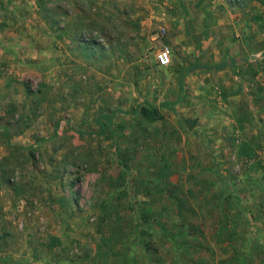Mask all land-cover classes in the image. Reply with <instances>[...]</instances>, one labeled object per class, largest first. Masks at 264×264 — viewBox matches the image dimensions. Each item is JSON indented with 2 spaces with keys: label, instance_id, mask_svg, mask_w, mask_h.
<instances>
[{
  "label": "rangeland",
  "instance_id": "obj_1",
  "mask_svg": "<svg viewBox=\"0 0 264 264\" xmlns=\"http://www.w3.org/2000/svg\"><path fill=\"white\" fill-rule=\"evenodd\" d=\"M14 1L0 18L31 32V66L46 33L81 49L4 72L0 264H264V0ZM193 41L238 69L178 93Z\"/></svg>",
  "mask_w": 264,
  "mask_h": 264
},
{
  "label": "crops",
  "instance_id": "obj_2",
  "mask_svg": "<svg viewBox=\"0 0 264 264\" xmlns=\"http://www.w3.org/2000/svg\"><path fill=\"white\" fill-rule=\"evenodd\" d=\"M14 2V0H0V3H5L6 5H12ZM19 23H21L20 20L11 18L6 19V17L0 18V93L3 91V87H5V85L7 86L11 84V80H4L5 71L12 72L14 68H17L19 65L24 67L28 66L30 69L40 68L42 67L43 59L45 57L46 59L48 58L49 60L53 61L56 66L62 67V69H72L71 66L74 65V63H71L72 59L78 57L80 53L79 49H81V45H79V41L75 40L74 43H71V40L73 39H70L67 35L65 38L63 37L57 40V37L53 38L49 33H46L48 35L45 37V39H47L48 45L44 46L43 49L41 48L43 51L41 52L44 55L40 54L38 58L39 60L35 62V66H31V61L26 62L24 59L26 57V52L30 50V48L36 47V45L35 42L34 44L32 43V37L30 35L31 32H26L21 29ZM62 39L63 41H61V43L58 42ZM182 40L183 35L180 33L177 34L175 31V45L180 43ZM41 57L42 60H40ZM67 63H69L70 66ZM177 88L179 93L181 88L180 86ZM7 101L9 102L8 99ZM6 132H9V129L5 128L3 124H0V135Z\"/></svg>",
  "mask_w": 264,
  "mask_h": 264
},
{
  "label": "trees",
  "instance_id": "obj_3",
  "mask_svg": "<svg viewBox=\"0 0 264 264\" xmlns=\"http://www.w3.org/2000/svg\"><path fill=\"white\" fill-rule=\"evenodd\" d=\"M195 44V61L192 65L187 66L186 68H184L178 75L177 81L178 84L181 88V92L183 90V85H184V79L186 77V75L193 71L196 70L198 68H203L206 71H219L222 69H226V68H232L233 70H237L238 69V62H237V58H230V59H226V60H222L220 62L217 63H213V64H202L200 62V45L193 41ZM244 60H248L249 57L245 56L243 57ZM178 99L177 100H173V101H163L160 105L162 106H166L169 108H173L175 104H177ZM138 110L141 111L142 115L150 120H157L160 119L163 115L160 111V107L159 105H146V106H138L136 108V110H134L135 112H137ZM104 131V129L102 130V132Z\"/></svg>",
  "mask_w": 264,
  "mask_h": 264
},
{
  "label": "built area",
  "instance_id": "obj_4",
  "mask_svg": "<svg viewBox=\"0 0 264 264\" xmlns=\"http://www.w3.org/2000/svg\"><path fill=\"white\" fill-rule=\"evenodd\" d=\"M157 35H165L166 29L163 26L159 27ZM156 61L160 66H169L172 63V53L168 45L158 50L156 54Z\"/></svg>",
  "mask_w": 264,
  "mask_h": 264
}]
</instances>
